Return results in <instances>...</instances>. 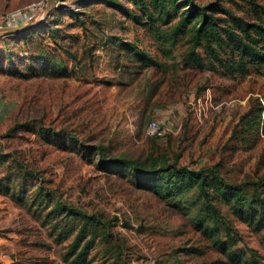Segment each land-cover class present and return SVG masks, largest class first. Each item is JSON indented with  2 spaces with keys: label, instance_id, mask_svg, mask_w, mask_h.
Instances as JSON below:
<instances>
[{
  "label": "rangeland",
  "instance_id": "1",
  "mask_svg": "<svg viewBox=\"0 0 264 264\" xmlns=\"http://www.w3.org/2000/svg\"><path fill=\"white\" fill-rule=\"evenodd\" d=\"M215 1L252 20L246 0H193ZM167 3L170 24L150 0H0V30L17 28L0 31V264H75L73 240L96 229L67 205L109 221L110 240L102 230L86 264H236L232 252L264 264V229L215 193L231 238L198 225L206 215L197 190L166 200L123 165H101L98 148L106 158L217 165L236 185L258 182L247 186L251 201L264 198V67L246 76L185 68L190 36L169 31L194 5ZM214 46L229 59L228 45ZM151 121L164 138L147 135Z\"/></svg>",
  "mask_w": 264,
  "mask_h": 264
},
{
  "label": "trees",
  "instance_id": "2",
  "mask_svg": "<svg viewBox=\"0 0 264 264\" xmlns=\"http://www.w3.org/2000/svg\"><path fill=\"white\" fill-rule=\"evenodd\" d=\"M246 1L250 7L252 20L238 15L220 1L197 5L192 0L194 9L182 15L177 24L169 31L172 35L169 37L176 40L182 36H190L192 46L183 58L185 68L205 69L219 66L229 76H246L249 74L250 65L264 67V6L258 0ZM150 3L161 13H165L167 16L165 24L173 22L175 15H171L167 0H150ZM190 24H192L191 28H189ZM52 36L55 38V35ZM221 41L228 45L231 51L229 59L223 58L214 46V43ZM130 47L132 54L137 59L148 66H157V62L149 54L132 45ZM200 47H205L203 54L198 51ZM57 70L59 74H62V70L59 68ZM16 131V127L11 129V132ZM98 153L102 167L110 168L123 165L124 168L129 169L134 183L138 187H149L152 184L163 199L183 196L197 190L202 203V212L206 215L198 225H204L209 221L202 227L210 234H215L216 231L221 230V227H224L229 238L232 237L230 226L223 220L218 207L214 204V193L229 205L235 206L238 214L258 230L264 229V198L259 197L258 200L251 201L246 195L247 186L257 187L258 182H244L236 185L222 176L217 165L210 168V171L191 170L168 157L152 155L147 159L138 160L121 155L106 158L99 148ZM254 189L257 190V188ZM66 210L67 214L84 217L86 227H95L96 229L93 234L89 235L86 228H81L70 246L69 256L75 257L74 263L86 264L89 253L97 245L98 239L103 236L102 230L104 231V241L110 240L109 221H105L102 216L91 217L75 206L67 205ZM73 231L66 232L64 238L69 237ZM232 258L236 264L243 263L239 254L232 252ZM251 264L263 263L253 260Z\"/></svg>",
  "mask_w": 264,
  "mask_h": 264
},
{
  "label": "built area",
  "instance_id": "3",
  "mask_svg": "<svg viewBox=\"0 0 264 264\" xmlns=\"http://www.w3.org/2000/svg\"><path fill=\"white\" fill-rule=\"evenodd\" d=\"M147 135L152 138L162 139L167 135V130L157 121H151L147 126Z\"/></svg>",
  "mask_w": 264,
  "mask_h": 264
},
{
  "label": "water",
  "instance_id": "4",
  "mask_svg": "<svg viewBox=\"0 0 264 264\" xmlns=\"http://www.w3.org/2000/svg\"><path fill=\"white\" fill-rule=\"evenodd\" d=\"M53 1V0H52ZM53 3V2H52ZM52 3L50 4V6L52 5ZM33 26H30V27H26V28H21L22 30H24V31H26V30H28V29H30V28H32ZM14 30H17V28H13V27H8V28H4V29H2V30H0V31H14Z\"/></svg>",
  "mask_w": 264,
  "mask_h": 264
}]
</instances>
